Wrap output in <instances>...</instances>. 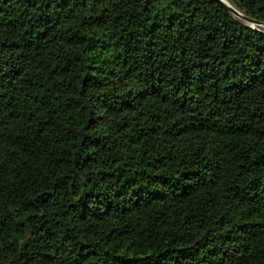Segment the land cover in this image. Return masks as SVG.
Returning a JSON list of instances; mask_svg holds the SVG:
<instances>
[{"label": "trees", "instance_id": "obj_1", "mask_svg": "<svg viewBox=\"0 0 264 264\" xmlns=\"http://www.w3.org/2000/svg\"><path fill=\"white\" fill-rule=\"evenodd\" d=\"M0 264H264V27L0 0Z\"/></svg>", "mask_w": 264, "mask_h": 264}, {"label": "water", "instance_id": "obj_2", "mask_svg": "<svg viewBox=\"0 0 264 264\" xmlns=\"http://www.w3.org/2000/svg\"><path fill=\"white\" fill-rule=\"evenodd\" d=\"M147 3L153 1V0H145ZM224 4V6L237 18L241 19L248 25H251L252 27H264V21L255 19L244 12L240 11L238 8H236L234 5H232L227 0H218Z\"/></svg>", "mask_w": 264, "mask_h": 264}]
</instances>
